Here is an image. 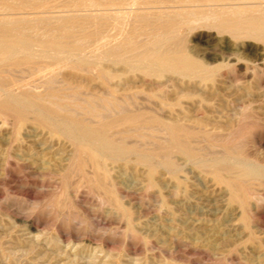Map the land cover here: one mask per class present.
<instances>
[{
  "label": "rangeland",
  "instance_id": "obj_1",
  "mask_svg": "<svg viewBox=\"0 0 264 264\" xmlns=\"http://www.w3.org/2000/svg\"><path fill=\"white\" fill-rule=\"evenodd\" d=\"M258 1L264 7V0ZM196 3H177L173 10L196 8L193 13L198 14L215 6ZM199 5L204 7L197 9ZM192 18L193 24L183 27L179 37L193 57L217 68L208 78L188 79L167 71L144 75L134 60L129 64L107 61L103 48L89 44L86 59L93 70L74 72L67 64L54 65L59 67L53 87L66 100L71 96L68 103L71 112L76 110L74 116L79 113L77 119L97 123L118 109L110 101L108 87L96 77L95 67H107L119 75L111 83L118 91L115 101L130 102L131 106L125 105L138 112L194 129L190 143L199 159L214 160L230 153L235 156L232 161L243 157V162L264 167V42L232 38L205 26L207 20ZM150 39L146 33L138 35L140 43ZM70 60L67 57L65 62ZM20 74L12 76L15 89L28 84L31 91L47 89L45 72V76L33 71ZM67 78L73 85L84 80L86 90L66 84ZM93 100L97 109L90 103ZM153 123L141 130L120 129V137L115 133V138L140 150H155L167 143V135ZM17 124L13 117L0 115V264H264V179L248 181L245 211L230 201L223 184L196 165L197 159L173 153V169L157 164L150 172L134 156L108 158L105 184L129 212L127 220L103 194L106 185L102 191L91 182V165L87 162L83 170L71 164L74 147L65 134L53 135L31 119ZM65 167L70 171L63 182L60 172Z\"/></svg>",
  "mask_w": 264,
  "mask_h": 264
},
{
  "label": "bare ground",
  "instance_id": "obj_2",
  "mask_svg": "<svg viewBox=\"0 0 264 264\" xmlns=\"http://www.w3.org/2000/svg\"><path fill=\"white\" fill-rule=\"evenodd\" d=\"M185 2L199 4L214 2L215 6L209 5L210 7L207 6L206 10L203 8L204 5H199L197 9L203 8L206 11L200 9L198 14L193 13L197 11L195 7L194 11L173 10L177 3ZM214 3L212 4L214 5ZM178 8L182 9L179 6ZM192 17L207 20L208 24L205 26L215 28L219 33H228L232 38L250 37L264 42V7L258 0L251 2L249 0H0V115L13 117L18 123L17 125L31 119L36 125L47 129L53 135L65 134L74 147L71 164L82 169L85 164L88 165V162L93 169L91 182L102 191L106 185V191L104 190L106 193L103 194L127 220H129V212L119 203L112 192L113 190L110 191L105 184L109 175L104 167L105 159L125 160L134 156L137 163L139 161V163L147 164L150 172L157 164L173 169L175 164L171 159L173 153L181 154L188 159H197L196 165L212 174L218 183L223 184L229 191L230 201L239 205L241 210H245L248 204L247 183L251 179H264V167L243 162L241 161L243 157L240 160L237 159L239 162L232 161L235 156L230 153L214 160H204L203 157L199 159L190 143V140L194 139V129L190 127L192 129L190 130L179 121L164 122L152 115L138 112L134 106L133 108L129 107L131 104H128L130 103L128 101V103L124 102L129 106L125 103L122 105V100L121 103L120 101L117 103L115 96L118 91L111 86V83L119 75L107 67H95L96 77L98 75L102 80V85H105V88L108 87L112 97L111 99L109 96V99L116 104L118 109L115 115H109L108 118H99L96 113L99 120L102 118L101 121L97 119V123L91 118L90 122L94 123L77 119L76 116L79 113L76 112L77 115L74 116L72 113L76 110L71 112L68 103L71 102L69 101L71 92L69 91L70 93L67 95L69 99L66 100L65 96L61 95L62 91L53 87L57 68L60 65L67 64L74 72L82 70L87 73L89 71L92 67V63L86 59V49L89 44L96 45L97 49L103 48V55L107 61L129 64V60H134L144 75H158V72L167 71L188 79L208 78L211 71H216L217 68L210 67L207 62L193 57L187 49L185 40L179 37V31L187 25L189 27ZM208 20L210 21L208 22ZM127 23H129L130 29L125 34L124 27ZM144 33L148 34L151 39L140 43L138 35ZM67 57H70L71 60L66 63ZM54 65L59 66L55 67ZM91 70L93 69L91 68ZM25 71L38 72L39 75L41 72L42 74L45 72L48 77L43 83L47 89L44 87L45 91H31L27 88L31 85L28 84V81V85L25 83L27 87H24L23 84L24 88L15 89L13 86V89L14 79L12 76L15 77L17 74L20 76V73ZM18 81L20 82V79ZM19 82L18 85H21ZM66 84L73 85L74 82L68 79ZM73 87L83 92L81 89H85L87 85L83 80ZM76 97L77 95L75 96L77 101ZM125 97L127 96L125 95ZM86 98L88 100L89 97ZM79 99L80 97H78ZM73 100L72 102L76 103ZM101 100H103L102 97ZM91 101L90 103L94 106L95 102ZM82 103L84 102H80V104ZM90 103L87 104L92 107ZM108 104L105 106L108 107ZM96 105L98 106V104ZM101 108L100 106L99 109L102 111ZM110 109H112L111 106ZM80 110L82 109L80 108ZM153 122H157V125L163 128L167 135V143L157 146L158 148L155 150H140L139 147L127 145L115 138V133L117 137L119 136L117 133L120 129L130 131L134 128H149L154 125ZM155 128H153L154 131ZM136 134H138L136 137L140 135L139 132ZM208 134L210 135V133ZM191 137L193 138L191 139ZM210 139L212 138L210 137ZM68 171H70L69 168L65 167L60 172L63 182L67 180ZM89 177L86 178L87 180L85 179L87 182L91 179ZM65 184L67 185V183ZM128 229L131 230L129 223Z\"/></svg>",
  "mask_w": 264,
  "mask_h": 264
}]
</instances>
